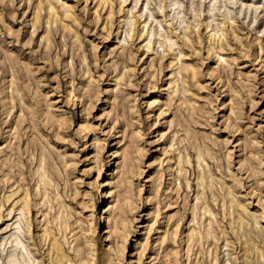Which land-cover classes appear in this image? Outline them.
Listing matches in <instances>:
<instances>
[{
	"label": "rangeland",
	"instance_id": "rangeland-1",
	"mask_svg": "<svg viewBox=\"0 0 264 264\" xmlns=\"http://www.w3.org/2000/svg\"><path fill=\"white\" fill-rule=\"evenodd\" d=\"M227 190L264 251V0H0V264H264Z\"/></svg>",
	"mask_w": 264,
	"mask_h": 264
},
{
	"label": "bare ground",
	"instance_id": "bare-ground-1",
	"mask_svg": "<svg viewBox=\"0 0 264 264\" xmlns=\"http://www.w3.org/2000/svg\"><path fill=\"white\" fill-rule=\"evenodd\" d=\"M84 125L86 126V124H84ZM203 179H204V177H203V175H201L200 176V184H199L201 187L204 186ZM205 179H207V178H205ZM227 191H228V195L230 197L229 198V203H230V208H231V215L233 217V219L231 221H232V223L238 222L239 226H240V230H242L240 238H243V252H244L245 260L249 261L251 259V256H252L251 254L252 253L256 256V258L258 260L264 258V251L263 250H259V247H257L256 250L253 248V244L255 243V240H254L255 238L253 239L252 231H254V230L251 229L252 226L250 227V225H251V223L249 222L250 220L247 221L248 217H246V215H243V212H247V209L242 207L236 201L237 199L234 200L235 197L233 196V193L230 190H227ZM199 195H200V198L203 196V194H199ZM205 208L208 209V210L210 209L207 204H205ZM208 210H206V211H208ZM60 213H61V211H60ZM236 214H237V216H235ZM252 218L254 219V222H255L256 226H259V222L257 221L256 216H254ZM210 219H211V217H210ZM22 220H23V217H20L16 221L13 233L10 236V238L7 241H5V242L4 241L1 242V247H2L1 249H3L4 254H6V257L4 258L5 259L4 264H34L33 263L34 261L32 262L31 257H30L31 256L30 253H29L30 250L28 251V249H26V246H25L26 243L24 244V242H23L24 232L25 231L23 230V228L21 226L22 225L21 224ZM237 229H234V231L237 232V234H239ZM109 249L112 250V249H114V247L112 245H110ZM227 260H228V258H227ZM225 264H233V262L228 260V261L225 262Z\"/></svg>",
	"mask_w": 264,
	"mask_h": 264
}]
</instances>
